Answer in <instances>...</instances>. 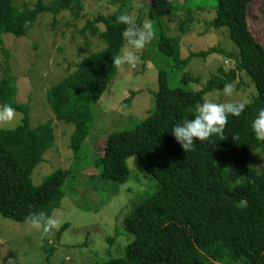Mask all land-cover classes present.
<instances>
[{"label": "trees", "instance_id": "16d2710c", "mask_svg": "<svg viewBox=\"0 0 264 264\" xmlns=\"http://www.w3.org/2000/svg\"><path fill=\"white\" fill-rule=\"evenodd\" d=\"M14 1L0 0V71L3 35L26 37L38 18L45 15L56 21L69 11L79 19L85 0H37L34 8H20ZM113 1L119 4L116 13L98 15L81 31L83 36L88 31L99 37L105 49L82 58L72 73L48 90L54 119L31 127L29 105L16 100L17 80L11 68L5 77L0 74V105L8 104L22 115L18 127L0 129V216L4 219L28 224L25 217L30 212L51 217L65 199L64 186L71 169L57 170L40 186L33 184L31 176L54 147V123L73 125L70 149L74 160L85 147L94 122L93 106L117 74L112 59L124 43L121 31L125 25L115 20L126 12L130 0ZM253 1L216 0L215 18L209 28H227L238 52L227 55V65L230 62L232 69L220 67L197 92L186 88L201 82L199 77L185 72L187 66L195 57L220 50L192 53L183 59L181 36L168 37L162 19L177 18L184 5L151 0L148 18L159 31L158 49L175 70L183 72L181 81L186 87L170 88L166 72L160 70L158 91L153 95L155 107L149 116L136 129L114 132L106 139L104 153L96 161L102 166L104 179L120 185L128 183L127 161L136 157L156 186L145 199V195L134 193L138 202L132 203L123 225L132 241L123 256L101 264H264V166L254 168L248 160L256 151L264 156V144L253 138L250 128L257 111L264 107V47L248 26ZM185 24L186 21L182 33L187 31ZM5 54L7 62L9 53ZM241 73L255 85L258 95L246 104L239 117L228 116L222 138L213 136L205 142L194 139V149L185 153L169 133L172 126L182 119L191 120L190 110L206 94L222 92L223 85H233ZM68 227L65 224L59 236ZM113 239L116 242L117 234ZM43 243L47 250V237ZM53 251L50 247L49 255Z\"/></svg>", "mask_w": 264, "mask_h": 264}, {"label": "rangeland", "instance_id": "374dc122", "mask_svg": "<svg viewBox=\"0 0 264 264\" xmlns=\"http://www.w3.org/2000/svg\"><path fill=\"white\" fill-rule=\"evenodd\" d=\"M36 1L14 2L20 8H34ZM169 1L184 5L177 18L167 16L162 19L168 37L181 36L183 59L192 53H206L213 48L220 50L206 57H195L187 66L185 72L199 77L201 82L187 87L182 83L183 72L175 70L170 59L159 51L160 35L153 27V38L145 49L137 53L138 62L134 66H117V74L110 86L93 106L94 122L78 160H74L70 149L73 125L63 122L53 124L54 147L45 154L44 161L35 168L31 178L35 186H40L57 170L71 169L64 186L66 197L51 216L57 221V227L45 236L42 228L18 224L0 216V264H101L123 256L132 241L123 225L131 212L132 203L138 202L134 193L145 195V199L153 193L156 182L140 168L136 157L127 161L130 170L128 183L120 185L104 179L102 166L96 161L104 153L106 139L114 132L136 129L149 116L155 107L153 95L158 91L160 70L166 72L170 88L186 87L199 92L220 67L226 71L234 67L230 62L227 65V55L238 52L227 28H209L215 18L216 0ZM150 2L130 0L124 13L130 14L134 23L139 25L148 18ZM83 6L79 19L69 11L60 14L56 21L52 16L45 15L38 18L26 37L3 35L0 74L5 77L8 67L11 68V74L17 80L16 100L29 105L33 128L55 118L48 90L60 83L69 72L72 73L82 58L101 52L106 47L99 37L92 36L88 31L83 36L81 31L89 20L98 15L116 13L119 4H114L113 0H85ZM188 17L191 20H187ZM184 21V30L187 31L182 33ZM248 26L255 40L264 47V0L253 1L248 12ZM99 28L104 31L103 26ZM5 51L9 53L7 62ZM250 81L241 73L232 85L231 96L225 97L222 92L213 91L205 98L216 103L243 101L248 104L258 95ZM15 113L12 126L0 124V129L11 130L21 124L22 115ZM260 153L256 151L248 159L254 168L264 166V156ZM65 224L69 227L59 236ZM116 234L115 242L113 237ZM45 237L49 242L47 250L43 243ZM50 247L54 249L51 255L48 252Z\"/></svg>", "mask_w": 264, "mask_h": 264}, {"label": "clouds", "instance_id": "9594fccd", "mask_svg": "<svg viewBox=\"0 0 264 264\" xmlns=\"http://www.w3.org/2000/svg\"><path fill=\"white\" fill-rule=\"evenodd\" d=\"M115 23L125 25V27L121 31V38L124 43L119 54L112 59L113 64L115 66H134L139 60L137 53L145 49L153 38V21L150 18H145L139 25H136L130 14L122 13L116 17ZM222 93L225 97L231 96L233 93L232 84L225 83ZM245 108L246 102L243 101L216 103L205 98L190 110L191 120L182 119L172 126L169 133L187 153L194 149L196 144L194 139L205 142L210 141L213 136L222 138L228 116L239 117ZM15 115V109L10 105L0 106V124L3 126L11 127ZM250 128L253 138L258 143L264 144V107L257 111L251 121ZM25 223L37 229L42 228L45 234L57 227V221L52 217H45L43 214L32 212L25 217Z\"/></svg>", "mask_w": 264, "mask_h": 264}]
</instances>
